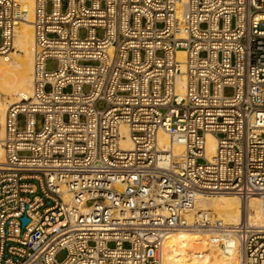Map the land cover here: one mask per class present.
I'll use <instances>...</instances> for the list:
<instances>
[{
    "label": "built area",
    "instance_id": "obj_1",
    "mask_svg": "<svg viewBox=\"0 0 264 264\" xmlns=\"http://www.w3.org/2000/svg\"><path fill=\"white\" fill-rule=\"evenodd\" d=\"M27 17L0 0V56ZM31 24V92L3 120L0 264H161L179 231L264 264V0H34ZM216 193L256 197L258 222L196 208Z\"/></svg>",
    "mask_w": 264,
    "mask_h": 264
},
{
    "label": "bare ground",
    "instance_id": "obj_2",
    "mask_svg": "<svg viewBox=\"0 0 264 264\" xmlns=\"http://www.w3.org/2000/svg\"><path fill=\"white\" fill-rule=\"evenodd\" d=\"M28 11L26 21H18L14 26V44L21 53L0 57V91L4 95L16 94L14 100L2 104L0 102V160H2L3 120L7 106L22 95L31 92L32 58L34 39L32 31V8L34 0H19ZM183 55V52H178ZM11 98V97H10ZM159 142L169 144V137L160 132ZM128 147L129 141H123ZM215 139L211 134L206 135V155L210 157L215 150ZM178 152L182 148L173 146ZM196 208L212 209L226 224H237L243 220L256 224L259 220V200L251 197L243 200L233 193H216L198 195ZM233 247V246H232ZM241 254L237 247L224 251L220 247L217 235L208 231H179L168 234L162 242L161 264H239Z\"/></svg>",
    "mask_w": 264,
    "mask_h": 264
},
{
    "label": "rangeland",
    "instance_id": "obj_3",
    "mask_svg": "<svg viewBox=\"0 0 264 264\" xmlns=\"http://www.w3.org/2000/svg\"><path fill=\"white\" fill-rule=\"evenodd\" d=\"M79 35L81 37H84L85 36V30L84 29L80 30ZM98 35L101 36V31L98 32ZM17 53H21V52L17 49V46L14 44V48H13V50H11L9 55L11 57V55H18ZM5 56H8V55H5ZM5 56H0V57L3 58ZM55 67H56V61L55 60H49L47 62V68L48 69H54ZM83 89H84V91H87L88 87L84 86ZM231 93H232V89L231 88L225 89V94L230 95ZM15 95L16 94H14V93H12L11 95H4V93L2 91H0V102L2 104H6L7 105V102H9V100H10V102L12 100H14ZM98 106H101V103H98ZM41 124H42V117L40 115H38L37 116L36 128L39 129L41 127ZM23 126H24V115H19V117H18V128H19V130H22ZM209 211L212 212L214 215L218 216V214L215 211H213L212 209H209ZM65 255H66V251L62 250V251H60L57 254L56 258H57V260L60 261V260H62L65 257Z\"/></svg>",
    "mask_w": 264,
    "mask_h": 264
},
{
    "label": "water",
    "instance_id": "obj_4",
    "mask_svg": "<svg viewBox=\"0 0 264 264\" xmlns=\"http://www.w3.org/2000/svg\"><path fill=\"white\" fill-rule=\"evenodd\" d=\"M21 220H22V223H23V224H26V223L28 222V218L25 217V216H23V217L21 218Z\"/></svg>",
    "mask_w": 264,
    "mask_h": 264
}]
</instances>
